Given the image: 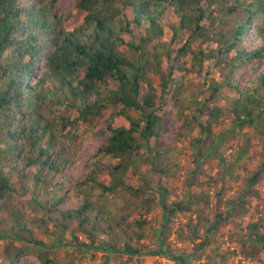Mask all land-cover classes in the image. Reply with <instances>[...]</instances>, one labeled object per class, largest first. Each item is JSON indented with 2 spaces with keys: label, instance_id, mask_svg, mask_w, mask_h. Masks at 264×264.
I'll return each instance as SVG.
<instances>
[{
  "label": "trees",
  "instance_id": "obj_1",
  "mask_svg": "<svg viewBox=\"0 0 264 264\" xmlns=\"http://www.w3.org/2000/svg\"><path fill=\"white\" fill-rule=\"evenodd\" d=\"M57 1L0 0V238L5 239V258L10 264L25 259L22 241L45 246L35 225L60 242L69 232L70 242L81 251L102 233L108 235L102 248L143 254L130 243L131 235L124 234L121 248L112 238L115 231L100 224L113 215L101 204L94 207L95 193L105 196L121 188L136 198L142 194L133 159L147 147L156 149L165 117L182 101L178 86L193 71L205 74V102L218 100L221 90L234 101L226 109L230 126L216 134L214 153L238 129L264 123V68L258 69L264 59V0H79L65 17L51 12ZM249 63L254 74L242 89L235 75ZM220 74L226 84L217 80ZM220 102L212 115L224 109ZM108 109L116 118L107 122L111 134L77 189L61 194L63 185L53 178L67 159L53 149L68 138L82 146ZM205 129H211L209 122L201 123L200 130ZM253 140L254 135H247V148ZM263 169L262 163L250 181ZM167 194L162 187L166 226L178 211L191 209L181 200L170 203ZM70 195L73 206L66 207L63 200ZM221 198L219 192L216 208ZM202 201L209 202V195L195 186L189 203ZM228 203L234 208L243 200ZM229 207L225 216L220 211L215 215L214 224L232 218ZM257 228L249 222L245 229L253 235L243 232L240 238L243 253H251L246 258L264 249V234ZM162 253L164 246L152 252ZM38 256L41 264H56L51 249Z\"/></svg>",
  "mask_w": 264,
  "mask_h": 264
},
{
  "label": "rangeland",
  "instance_id": "obj_2",
  "mask_svg": "<svg viewBox=\"0 0 264 264\" xmlns=\"http://www.w3.org/2000/svg\"><path fill=\"white\" fill-rule=\"evenodd\" d=\"M78 1L58 0L51 12L65 17L75 9ZM251 65L246 64L236 72L235 77L242 89L254 74ZM262 68L264 59L258 69ZM204 79V73L193 71L179 84L182 101L178 108H171L165 117L156 149L147 147L133 159V164L139 170L136 183L142 189V194L136 198L121 188L105 196H100L98 191L95 193L97 200L94 207L101 204L113 215L111 221H100V224L115 231L112 238L121 248L125 243L124 234L131 235L133 239L130 243L143 249V254L129 255L102 248V241L108 239V235L102 233L93 246L88 245L81 251L70 242L69 232L66 234L68 238L60 242L35 225V235L45 246L22 241L27 250L26 258L14 264H41L38 252L43 249L55 252L56 264H102L104 261L107 264H264V249L250 259L245 257L251 256L250 252L247 253L248 249L243 253L240 248L243 232L253 235L252 230L245 229L249 222L257 223L260 228L255 230L264 234V169L254 183L250 181L255 169L261 168L262 163L264 165L261 162L264 156V130L257 129L264 127V123L238 129L237 136H227L214 153L211 149L218 140L216 134L230 126L226 109L229 110L234 101L231 94L221 90L218 100L205 102L209 94ZM217 80L223 84L228 82L224 74L218 75ZM220 100L224 109L217 116L212 115L213 110L221 106ZM113 112V109L106 111L103 121L95 132L87 136L82 146L68 138L53 149V153L59 150L67 159L53 178L54 183L63 185L61 194L65 195L70 187L77 189L75 185L79 178L86 175L88 163L111 134L107 122H115ZM202 122H209L211 129L201 131ZM256 133L258 136H255ZM247 135H254L249 148L244 144ZM210 151H213L212 155L208 156ZM106 160L112 161L109 157ZM195 186L206 190L209 202L189 203ZM248 186L250 189L245 191ZM162 187L167 188L170 203L181 200L191 206V209L178 211L167 226L160 200ZM219 192L222 198L216 208ZM240 199L243 200L242 204L229 207L228 201L238 203ZM73 202V195L65 196L63 205L73 206ZM228 207L231 208L232 218L222 224H214L215 215L220 211L225 216ZM139 221H144L142 227L137 226ZM90 226L91 223L86 224V227ZM2 229L0 225V231ZM162 231L166 235H162ZM137 234H142L139 240ZM80 238L85 237L81 235ZM4 244L5 239L0 238V264H10L5 258ZM161 246H164L166 253L152 254ZM178 257H183V260Z\"/></svg>",
  "mask_w": 264,
  "mask_h": 264
}]
</instances>
